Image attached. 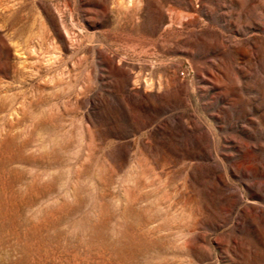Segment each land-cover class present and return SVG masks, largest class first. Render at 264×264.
Returning <instances> with one entry per match:
<instances>
[{
  "label": "rangeland",
  "instance_id": "obj_1",
  "mask_svg": "<svg viewBox=\"0 0 264 264\" xmlns=\"http://www.w3.org/2000/svg\"><path fill=\"white\" fill-rule=\"evenodd\" d=\"M0 264H264V0H0Z\"/></svg>",
  "mask_w": 264,
  "mask_h": 264
}]
</instances>
